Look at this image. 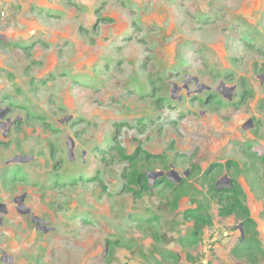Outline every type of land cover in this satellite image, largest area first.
Wrapping results in <instances>:
<instances>
[{
  "label": "rangeland",
  "instance_id": "rangeland-1",
  "mask_svg": "<svg viewBox=\"0 0 264 264\" xmlns=\"http://www.w3.org/2000/svg\"><path fill=\"white\" fill-rule=\"evenodd\" d=\"M0 106V264H249L241 219L205 200L216 164L264 245V194L237 173L264 154V0H0ZM165 179L202 194L171 211Z\"/></svg>",
  "mask_w": 264,
  "mask_h": 264
},
{
  "label": "trees",
  "instance_id": "trees-1",
  "mask_svg": "<svg viewBox=\"0 0 264 264\" xmlns=\"http://www.w3.org/2000/svg\"><path fill=\"white\" fill-rule=\"evenodd\" d=\"M116 151L119 152L121 158L124 161L129 162L130 166L133 168L130 174H125L126 178L129 176L128 180L130 182L139 183L144 180L145 182H148V179L145 174L139 173L138 175L137 173V162L142 159L143 154L139 155L138 151L136 154L133 155L124 154L123 149L119 145L116 147ZM244 154L247 156V160L244 162L243 166L240 168V171H238L237 173H243L244 177L250 182L252 188L258 191H262V193L264 194V185H262V181H264V178L263 176H259V172L261 170L264 171V154L259 156L256 152L249 151L247 149L244 150ZM146 158L148 159V169H155L154 165L158 163L157 160L160 159V157L149 158V156L146 155ZM259 164H261V166ZM221 167L222 164H216L212 166L210 171L205 172L203 175V179L205 182L204 185H207L209 188L208 193L205 194V200L208 201L210 207V200L213 201L214 199H217V202L220 204L219 214L221 216H230L234 214L235 216L240 218L243 223L244 236L242 235L240 242L233 247L232 255L238 259L244 258V260H246V262L249 264H264V245L262 244V241L259 238L257 230L254 229V221L253 218H251L250 216L249 208L247 206L242 205L240 202V194H242V192L240 191V189H238L236 185L223 192L218 190L214 186V181L216 177L222 175ZM165 168L168 169V167ZM230 171L231 169L229 170V172ZM191 173L192 176H196L198 174L195 169L193 170V168L191 170ZM237 173L235 175H237ZM17 174L18 172L14 173L13 175L17 177ZM19 178H22V176H20ZM156 184H161L162 186L166 187L165 191H170L169 203H171V211H177L179 209V203L183 198H193L199 194H202V192L197 188V186L189 184V182L185 180L182 181L181 184L175 186L168 182V180L166 179L160 180ZM164 196H166V193H164ZM207 212V210L199 208L198 213L197 211H191L188 214L195 220V225L197 229L195 233L201 232V230L205 226L212 224L211 216H209ZM166 240L169 241V239L167 238ZM204 264L212 263L208 262Z\"/></svg>",
  "mask_w": 264,
  "mask_h": 264
},
{
  "label": "flooded vegetation",
  "instance_id": "flooded-vegetation-1",
  "mask_svg": "<svg viewBox=\"0 0 264 264\" xmlns=\"http://www.w3.org/2000/svg\"><path fill=\"white\" fill-rule=\"evenodd\" d=\"M10 113H11V109L9 107H2L0 106V129L1 128H5L6 126L9 127V130L12 128V124H14L11 119H10ZM6 131V129H3L2 131V135H3V138H6V136L10 133V132H4ZM4 132V133H3ZM6 163V162H5ZM0 175L3 176V179H4V187L6 189V170L3 171L1 168H0ZM3 187V189H4ZM19 197L15 198L16 200H18ZM20 199V198H19ZM19 201V200H18ZM19 203V202H18ZM8 213V207L6 206V204L0 202V226L4 223V219L2 217V215H6ZM33 222L37 225V227L39 226V228H43L42 225L36 221L35 219H33ZM45 230V229H44ZM6 256L2 257V262L4 261L3 258H5ZM6 261H4L5 263Z\"/></svg>",
  "mask_w": 264,
  "mask_h": 264
},
{
  "label": "water",
  "instance_id": "water-1",
  "mask_svg": "<svg viewBox=\"0 0 264 264\" xmlns=\"http://www.w3.org/2000/svg\"><path fill=\"white\" fill-rule=\"evenodd\" d=\"M24 198H25V195L23 194V195L20 196V199H19V200H21L20 203H18V200H16V199H15V202L19 204V208L18 209H19V211L21 213L30 214L31 210L30 209H26V204L23 202ZM240 229H241V232H242V235H243L244 234V230H243L242 225L240 226Z\"/></svg>",
  "mask_w": 264,
  "mask_h": 264
},
{
  "label": "clouds",
  "instance_id": "clouds-1",
  "mask_svg": "<svg viewBox=\"0 0 264 264\" xmlns=\"http://www.w3.org/2000/svg\"><path fill=\"white\" fill-rule=\"evenodd\" d=\"M244 230V229H243ZM243 236H244V234H243Z\"/></svg>",
  "mask_w": 264,
  "mask_h": 264
}]
</instances>
